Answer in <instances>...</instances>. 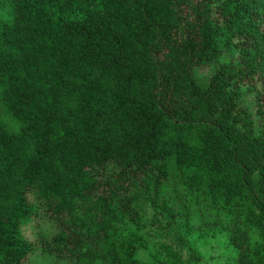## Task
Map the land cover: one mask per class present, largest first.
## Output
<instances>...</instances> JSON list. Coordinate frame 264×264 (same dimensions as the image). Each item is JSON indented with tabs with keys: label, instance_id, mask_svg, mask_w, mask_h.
<instances>
[{
	"label": "trees",
	"instance_id": "trees-1",
	"mask_svg": "<svg viewBox=\"0 0 264 264\" xmlns=\"http://www.w3.org/2000/svg\"><path fill=\"white\" fill-rule=\"evenodd\" d=\"M245 94L264 117V0H0V106L17 122L0 114V264L33 254L20 228L38 211L56 223L42 254L141 264L130 242L83 251L71 219L90 201L113 246L116 207L137 220L168 182L169 220L208 206L240 263L264 264V134Z\"/></svg>",
	"mask_w": 264,
	"mask_h": 264
},
{
	"label": "rangeland",
	"instance_id": "rangeland-1",
	"mask_svg": "<svg viewBox=\"0 0 264 264\" xmlns=\"http://www.w3.org/2000/svg\"><path fill=\"white\" fill-rule=\"evenodd\" d=\"M213 66L211 63L194 69V77L199 84L206 83ZM240 102L250 113L256 131L264 134V117L254 113L252 94L242 95ZM0 114L6 116L5 125L8 129L17 126V122L4 115L1 106ZM180 193V187L172 182L165 183L156 198L151 191V198L141 202L137 220H128L127 215L122 214V208L116 207V220L109 229L113 246H106L104 232L99 227L98 215L92 203L77 202L71 223L79 228L85 237L86 243L82 250L117 256L116 247L130 242L134 247V258L141 264H241L240 258L245 248L238 250L231 245L230 227L208 206L191 207L183 226L179 215L169 220V213L164 210L163 204L167 203L166 207L178 211L176 205H171V201ZM123 200H126V196ZM172 225H175L184 237V243L177 244L170 240L174 233ZM55 226V222L47 220L41 211H38V214L35 212L29 222L20 228L23 236L36 244L33 254L27 256L23 264H72L48 257L38 249L40 239H48L54 233ZM187 246L191 251H188ZM191 253L199 255L200 260H192ZM83 264L103 263L95 260Z\"/></svg>",
	"mask_w": 264,
	"mask_h": 264
}]
</instances>
